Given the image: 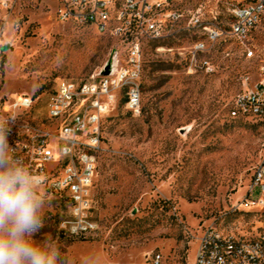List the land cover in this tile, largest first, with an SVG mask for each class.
Returning <instances> with one entry per match:
<instances>
[{"label": "rangeland", "instance_id": "rangeland-1", "mask_svg": "<svg viewBox=\"0 0 264 264\" xmlns=\"http://www.w3.org/2000/svg\"><path fill=\"white\" fill-rule=\"evenodd\" d=\"M245 1L149 0L155 5L145 18L160 23L163 35L152 37L146 25L138 34L140 112L126 106L124 87L101 119L91 188L98 229L70 234L61 225L66 202L44 200L33 238L52 241L57 264H153L157 253L160 264H196L209 226L249 238L264 234V209L237 207L264 156V125L228 113L264 60V15L244 42L231 34V10ZM58 9L56 0H0V99L18 93L37 100L30 111L0 108L14 138L28 128L48 129L45 106L58 79L100 77L115 59L128 67L127 42L65 20ZM172 10L182 17L168 18ZM210 31L219 35L213 39ZM262 196L259 186L249 195Z\"/></svg>", "mask_w": 264, "mask_h": 264}, {"label": "built area", "instance_id": "built-area-1", "mask_svg": "<svg viewBox=\"0 0 264 264\" xmlns=\"http://www.w3.org/2000/svg\"><path fill=\"white\" fill-rule=\"evenodd\" d=\"M58 13L65 20L74 19L94 25L101 33H110L127 42L128 67L119 68L115 59L112 72L90 80L60 78L45 106L50 123L47 130L22 132L8 143L16 148L27 167L41 181L38 191L44 200L59 196L67 204L62 228L75 236H85L98 229L94 218L91 194L97 153L102 134L101 119L116 103L118 91H127L126 106L134 113L140 112L141 91L136 78L141 67L142 47L139 31L152 37H161L162 25L145 16L155 3L149 0H56ZM168 2V0H165ZM160 5V4H157ZM264 15V0H246L231 10V34L244 42ZM166 16L178 20V11H167ZM193 21L200 20L193 16ZM219 32L210 31L216 38ZM197 48H201L197 46ZM253 52L249 51L252 56ZM34 95L12 94L0 99L4 113L30 111L36 105ZM229 115L234 119L254 120L264 123V60L257 76L236 94ZM259 186L262 197L252 199L250 192ZM239 209H264V156L253 170L247 196L238 204ZM196 264H264V234L245 237L224 233L209 226L199 238ZM161 255L155 254L153 264H160Z\"/></svg>", "mask_w": 264, "mask_h": 264}, {"label": "clouds", "instance_id": "clouds-1", "mask_svg": "<svg viewBox=\"0 0 264 264\" xmlns=\"http://www.w3.org/2000/svg\"><path fill=\"white\" fill-rule=\"evenodd\" d=\"M9 120L0 117V264H57L59 249L52 241L37 244L44 199L41 181L8 143Z\"/></svg>", "mask_w": 264, "mask_h": 264}, {"label": "water", "instance_id": "water-1", "mask_svg": "<svg viewBox=\"0 0 264 264\" xmlns=\"http://www.w3.org/2000/svg\"><path fill=\"white\" fill-rule=\"evenodd\" d=\"M112 69H113L112 63L109 62L105 66V69L102 71V75H109L112 72Z\"/></svg>", "mask_w": 264, "mask_h": 264}, {"label": "trees", "instance_id": "trees-1", "mask_svg": "<svg viewBox=\"0 0 264 264\" xmlns=\"http://www.w3.org/2000/svg\"><path fill=\"white\" fill-rule=\"evenodd\" d=\"M230 109H231V108H228V113L230 112ZM233 119H234V118H233ZM235 120H242V119H235ZM246 121H247V120H246ZM251 121H254V120H251ZM258 122L264 125L263 122H261V121H258Z\"/></svg>", "mask_w": 264, "mask_h": 264}]
</instances>
